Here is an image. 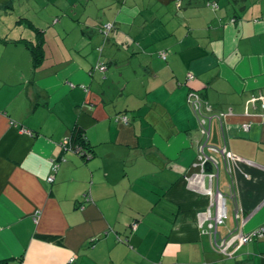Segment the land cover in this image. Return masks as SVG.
Segmentation results:
<instances>
[{
    "label": "crops",
    "instance_id": "0c3cea01",
    "mask_svg": "<svg viewBox=\"0 0 264 264\" xmlns=\"http://www.w3.org/2000/svg\"><path fill=\"white\" fill-rule=\"evenodd\" d=\"M3 1L0 264H264V0Z\"/></svg>",
    "mask_w": 264,
    "mask_h": 264
},
{
    "label": "built area",
    "instance_id": "2783aa9c",
    "mask_svg": "<svg viewBox=\"0 0 264 264\" xmlns=\"http://www.w3.org/2000/svg\"><path fill=\"white\" fill-rule=\"evenodd\" d=\"M111 27L110 23H107L104 25V29L108 30ZM161 57L165 58L166 56L164 55V53H161ZM95 68L103 71L105 69V65L102 64H98ZM256 99H260L261 100V106L264 107V99L263 96L260 97H255L252 98L251 100L254 101ZM187 100L189 102V105L191 106V108L193 109V111L196 114V117L198 119V125H199V131L201 132L202 135H205L208 137L209 135V127H210V121L212 118H217V119H221V115L222 113L220 112H216L210 103H208L206 100H204L201 95L199 94V92L192 90L191 92H189L188 96H187ZM243 129L247 128V123H244L242 125ZM62 146H64L66 149H70V150H74L75 152L79 153V154H83L86 155V153L84 152V149H82L80 146H76V147H72L70 145V141L69 139H64L61 143ZM206 145V142L201 145L200 150L201 153L199 155V158L201 160V164L206 162L209 157L204 153L203 151V147ZM212 151H216V152H221L222 155H224L225 157H230L232 156V154L228 151L225 150L224 147H222L221 149L209 145L208 146ZM214 160V159H213ZM55 168V166H54ZM47 180L51 181L52 180V176L49 175L47 177ZM217 210L214 214V216L212 217L210 214L208 215V219L211 221L209 223V226L214 229V232L216 230V226L218 223L222 222L223 219L225 218L226 214L224 212V206H223V202L221 203H217ZM136 225V223H132V226L134 227ZM262 235H264V222L261 223L258 227H256L255 229H253L252 231L243 234V233H230L228 237L222 239L221 241L217 242V240H215V245L224 253H227V249L229 248L230 245L235 243V240H237V244L234 246V249L238 248L240 245L249 242L252 239H256L261 237ZM215 239V238H214Z\"/></svg>",
    "mask_w": 264,
    "mask_h": 264
},
{
    "label": "trees",
    "instance_id": "16d2710c",
    "mask_svg": "<svg viewBox=\"0 0 264 264\" xmlns=\"http://www.w3.org/2000/svg\"><path fill=\"white\" fill-rule=\"evenodd\" d=\"M213 7H216V3H213L212 4ZM28 45V48L30 50V53H31V57L33 59V62L34 63H38L41 58H42V46H41V42L40 41H37L35 44H27ZM202 97V96H201ZM203 98V97H202ZM204 99V98H203ZM206 100V99H204ZM207 101V100H206ZM208 102V101H207ZM209 103V102H208ZM211 123V121H210ZM71 137L73 138L72 142L75 143V144H78L81 148H84L85 146V143H84V136L83 134L78 130L76 132L73 131ZM72 143V144H73ZM74 146V145H73ZM84 152L86 153V155L89 154V151H86L84 150ZM205 165V162L204 164Z\"/></svg>",
    "mask_w": 264,
    "mask_h": 264
},
{
    "label": "rangeland",
    "instance_id": "374dc122",
    "mask_svg": "<svg viewBox=\"0 0 264 264\" xmlns=\"http://www.w3.org/2000/svg\"><path fill=\"white\" fill-rule=\"evenodd\" d=\"M1 1H3V0H0V2ZM7 1H9V0H7ZM21 1H23V0H12L11 1V3H13V4H15V6H18V3L19 2H21ZM31 2V1H30ZM3 3H4V1H3ZM10 2H8V4H9ZM0 9H3V8H0ZM16 10H17V12H19V6L18 7H16L15 8V12L14 13H12V20H11V22L9 23V26H11L12 27V29L9 31V34H19V32L21 31V25H23V24H21L22 23V21H23V19H17L18 17V15H16L17 13H16ZM17 21V24H16V21ZM5 26V25H4ZM15 26H19V27H15ZM3 27V26H2ZM23 29H25V28H23ZM4 32H5V30H4ZM105 70V69H104Z\"/></svg>",
    "mask_w": 264,
    "mask_h": 264
}]
</instances>
